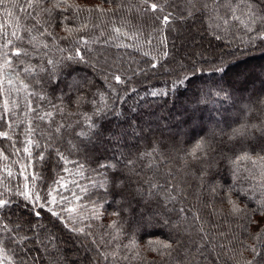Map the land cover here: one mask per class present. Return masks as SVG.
Here are the masks:
<instances>
[{
    "label": "snow or ice",
    "instance_id": "obj_1",
    "mask_svg": "<svg viewBox=\"0 0 264 264\" xmlns=\"http://www.w3.org/2000/svg\"><path fill=\"white\" fill-rule=\"evenodd\" d=\"M103 2L113 4L115 7L105 8L102 4L88 7L82 5L79 0H25L23 4H19L18 0H0V6L13 3L32 21L30 27L23 26L25 35H18L16 31L11 33L15 41L21 42L20 46H17L13 39L6 38L7 33H0L5 37L4 43L0 44V87L5 82L12 85L14 78L19 80L23 85L20 90L27 92L28 110L35 114L38 121H47L48 124L46 131L38 126H29L27 129V146L23 147L22 151L28 153L29 157L32 156L31 147L41 148L40 141L34 139L39 134L41 137H47V143L43 147L49 150L50 155L54 153L58 162H63L64 165L72 164L77 170L82 171L84 165L77 160L69 159L70 155L86 152L90 146L102 145L104 141L113 145L119 144L127 135L126 131L120 129L118 125L115 128L105 126L109 116L119 118L122 113L108 104L103 107L98 105L95 97L103 98L105 93L99 90L92 92V89L96 87L95 79L100 80L111 92L117 93L115 99L120 101L123 97L119 95L117 86H123L122 91L134 92V88L127 87L134 77H146L147 73L164 67L163 61L170 55L166 47L160 48L158 56H153L151 52H143V56L150 57L149 61L144 62L136 61L130 54L124 53L111 56L104 52L94 54L89 45L99 43L100 37L105 36L102 29V25L106 23L104 17H111L120 12L129 13L127 19L121 17V20L129 28L136 29L135 35L144 34L143 23L149 14L153 21L169 29L189 21L207 19L212 21L208 26L215 32L222 25L228 26L231 23V27L225 28V31H232L233 37H236L237 31L243 32V36L236 37L241 40V43L253 44L259 41L260 45L264 46V0H103ZM108 26L111 33L115 35L105 37L102 41L104 45L117 49L139 47V45L113 44V40L129 33L115 26L114 20ZM2 27L4 26L0 25V28ZM163 27L153 28V32L162 31ZM92 30H99V36L90 40L86 37ZM61 32L63 35H60ZM244 37H247L246 41ZM214 38L225 39L223 35H214ZM58 41H68L72 47H58ZM153 41L154 37L150 32L145 43L157 47ZM166 43V37L159 40L160 46H166ZM52 47L64 55L58 59L51 58L49 53ZM33 56L41 57V59L33 63L31 59ZM143 63H147L148 67H143ZM81 64L87 65L92 70L95 79L85 76L70 82L68 77H73L76 72L75 66ZM224 70L223 66L214 69L216 72ZM203 71L204 69L193 65L191 74L178 75L177 79L171 82V88L182 86L185 81H190L192 76ZM21 72L25 76H31L32 79L28 82L20 79ZM49 88L51 97L54 99L50 98ZM222 93L227 98L224 88L221 87L216 91L209 89L205 94V102L213 96L220 97ZM150 94L152 96L168 95L169 92L160 90V92L152 91ZM90 96L94 98L90 99ZM30 97H36L37 101L44 102L48 110L44 111L40 104H37L35 108L31 107ZM65 100L68 102L67 105L64 103ZM85 104L93 106V116L96 117L93 119L84 114L87 128L82 126V120L71 119L80 113L81 107ZM8 112V101L4 100L0 121H6ZM57 114L68 119L56 122L54 116ZM240 114L244 118L238 117L228 125V130L221 129L220 133L213 132L210 137H202L198 140L191 149L184 150L185 155L180 162L187 174L195 175V178L201 181V188H206L215 196H220V192H223L220 198L226 205L223 211H226L227 215L246 221L241 225L243 239L238 236H233L231 239L225 237L227 243H221L218 246L222 250L231 252L237 264L241 262L242 264H264V226L249 231V225L257 222L248 215V210L243 204L244 201H251L257 204L256 210L264 209V96H256L255 100L250 98L249 102L240 109ZM253 116L258 122H253L249 118ZM129 124L134 127L131 120ZM0 138L10 139L9 133L0 131ZM58 143L64 145L65 151L55 146ZM4 152L5 150L0 148V157L8 159ZM159 152L160 148L154 145L150 151L140 153L137 158L154 157L149 167H152L155 161L166 164L167 158L158 155ZM46 159L48 157L43 154L42 149L36 154L35 162L39 163ZM121 163L124 164V168H121ZM247 163L253 167L259 165L261 178L259 185L252 184V180L256 177L247 167ZM30 166L26 164L22 174L27 172ZM125 169L128 174H125ZM62 171L68 172L69 169L62 167ZM94 171L101 179L99 182L90 181L93 187L104 189L105 195L109 190L123 192L126 188H130L141 205L137 209L139 220L134 219L127 229L120 227L117 221L105 226L116 229V234L104 233L105 236H110L107 244L111 245L113 250L98 252L99 258L105 261L111 259L145 262L147 258L142 255L144 251L155 252L161 261L171 257L175 249L169 242L149 241L146 249L141 248L135 239L133 224L143 223L147 226L161 206L167 208L181 198L184 194L181 184L184 181L178 179L170 169H166L164 184H160L159 181L143 180L138 187L132 188V175L138 176V171L135 161L123 152L107 160L97 157ZM220 172L228 176L226 187L209 182L210 173L220 174ZM6 174L12 175L10 171ZM24 178L26 181L29 180L28 175ZM36 179L38 176L32 174L31 180ZM61 180L63 177L54 181V184L66 187L60 183ZM77 187L80 186L77 185ZM56 190L52 187L49 195ZM88 191L87 187L80 188L83 195H87ZM257 192L260 194L259 199L255 198ZM73 198L79 201L83 196L73 193ZM63 202H68L63 196L59 200L55 197L50 200L48 196L41 197L31 182L23 186L0 187V264H5L6 261L8 264H66L58 243L59 237L55 231L57 225L77 236L92 237L93 233L87 231L92 227L91 224L80 227L73 223L76 219L73 213L77 212V208L63 207ZM91 203L98 209V202ZM153 205L156 207L154 208ZM57 207L59 210H56ZM83 207L84 205L81 204L80 208ZM45 210L49 217L48 223L43 222ZM185 211L184 208H180L181 213ZM112 215L119 217V213ZM101 216L102 213L96 210L93 211L92 219L98 221ZM83 219L87 218L81 217V220ZM196 219L198 220L199 216ZM70 224H72L71 227H69ZM198 232L202 234L204 240L201 248L198 249L202 254L203 249L207 248L211 241L207 238V233L202 226ZM221 236L224 234L222 233ZM121 238L127 240V243H123ZM92 243L97 249L105 247L103 237L99 244L95 239H92ZM153 244L156 247H152ZM122 252L126 254L121 255ZM147 264H155V261L147 262Z\"/></svg>",
    "mask_w": 264,
    "mask_h": 264
},
{
    "label": "trees",
    "instance_id": "obj_2",
    "mask_svg": "<svg viewBox=\"0 0 264 264\" xmlns=\"http://www.w3.org/2000/svg\"><path fill=\"white\" fill-rule=\"evenodd\" d=\"M24 2L25 0H18L19 4ZM79 2L88 7L96 4H102L105 8L115 7L113 4L104 3L103 0H79ZM129 15V13L120 12L111 15V17H104L106 23L102 25V29L105 36L100 37L99 43L89 45L93 49V53L104 52L109 56L119 53L130 54L136 61L144 62L149 61L150 57L143 56V52H151L153 56H158L160 48L166 47L170 55L163 61L164 67L155 72L147 73L146 77H134L127 86L128 88H134V92L122 91L123 86H117L119 95L123 97L120 101L115 99L117 93L111 92L100 80L95 79L92 70L85 64L76 65L74 76L68 77L70 82L73 79L80 80L85 76L89 79H95L96 87L92 89V92L95 93L99 90L105 93L103 98L95 97L98 105L103 107L108 104L122 113L119 118L109 116L108 123L105 126L115 128L118 125L120 129L126 131L125 138L116 145L104 141L102 145L90 146V149L86 152L70 155L69 159L77 160L84 165L82 171L77 170L72 164L64 165L63 162H58L55 154L50 155L49 150L43 147L47 143V137H41L39 134L34 139L40 141L41 148L31 147L32 156L29 157L28 153L22 151L23 147L27 146V129L29 126H38L41 130L46 131L48 124L47 121H38L35 114L28 110L27 92L20 90L23 85L14 78L12 85L5 82L0 87V113L3 112L4 100L8 101L9 108L6 121H0V131H7L10 137V139L0 138V148H3L5 150L4 155L8 156V159L0 157V187L23 186L25 183L31 182L35 185V190L39 192L41 197L48 196L49 200L55 197L59 200L63 196L70 202H63V207L77 208V212L73 213L76 217L73 223L80 227L91 224L92 227L87 231L92 232L93 236H77L59 225H57L55 231L59 240H61V244L70 243L77 248L81 254L83 264H147L151 261H155V264H237L232 253L222 250L218 245L227 243L225 237L231 239L233 236H238L243 239L241 225L246 221L227 215L226 211H223L226 205L220 198V196H223V192H220V196H215L209 193L206 188H201V181L196 179L195 175L187 174L182 169L180 160L185 155L184 150L191 149L202 137H210L213 132L220 133L221 129L228 130V125L238 117L243 119L240 109L249 102L250 98L255 100L256 96H264V62L257 60V57L264 56V46L260 45L259 41L253 44L241 43V40L236 37L243 36V32L237 31L236 37H233L232 31H225V28L231 27V23L228 26L222 25L215 32L208 26L212 21L207 19L204 21H189L186 24L176 25L173 29H169L153 21L150 14L143 23L144 34L135 35L136 29L129 28L121 20V17L127 19ZM112 20L115 21V26L121 27L122 31L127 30L129 33L113 40L112 43L139 45L138 48L117 49L102 43L105 37L115 35L111 33L108 26ZM31 23L32 21L27 14L20 11L15 4L9 3L0 6V25L4 26L0 28V33H7L6 38L14 40L11 36L13 31H16L18 35H25L23 26L30 27ZM195 23L202 29L204 35L202 41H200L203 49L201 53H194L192 48L194 43L187 42V37L190 39V36L195 37L196 35L195 28L192 26ZM216 23H220V21H216ZM162 27V31L153 32V28L161 29ZM184 29L190 34V36H186V41L183 40L186 49L188 48L189 51L181 55L180 45L177 46L176 43L179 37L177 30L182 31ZM233 31L235 30L233 29ZM150 32L154 37L153 44L157 47L145 43ZM60 35H63V33L61 32ZM214 35H223L225 39L217 40ZM97 36H99V30H92L86 38L91 40ZM198 36L200 35L198 34ZM165 37L167 39L166 46H160L159 40ZM244 40L246 41L247 37H244ZM4 41L5 37L0 35V44H3ZM14 43L17 46L21 44L20 41L15 40ZM57 46L72 47L68 41H58ZM232 52L246 56L228 60L229 53ZM63 55L64 53L56 51L55 47H52L49 53V56L53 59H58ZM31 59L35 63L41 57L33 56ZM240 64L250 67L242 80L238 79L239 69L237 67ZM193 65L204 69V71L192 76L190 81H185L182 86L171 88V82L175 81L178 75L191 74ZM142 66L147 68L148 64L143 63ZM220 66L224 67L223 72L214 71L215 68ZM20 79L28 82L32 77L25 76L21 72ZM221 87L225 89L227 98L222 93L220 97L213 96L205 102V94L209 89L216 91ZM160 90L169 92V94L157 96L150 94L152 91L160 92ZM48 91L50 98H53L51 97L50 88ZM89 98L94 97L90 96ZM30 99L32 102L31 107L35 108L37 104H40L44 111L48 110V106L42 101H37L36 97H30ZM56 102L59 103V101ZM64 103L67 105V100ZM73 110L75 109L73 108ZM93 110L92 105L85 104L81 107L80 113L76 117H71V119L82 120V126L87 128V120L84 114L96 119L93 116ZM249 118L253 122H258L255 116ZM65 119L68 118L59 114L54 116L56 122H62ZM129 120L133 122L134 127L130 126ZM8 125L11 126L8 127ZM154 145L160 148L158 155L166 157L167 163L155 161L153 166L149 167L154 157H144L142 159L137 157L140 153L150 151ZM55 146L59 147L61 151H65L62 143ZM17 149H20V151H17ZM42 149L43 154L48 159L36 163V154L41 152ZM120 152L125 153L126 156L135 161L138 176L132 175V188L138 187L143 180L159 181L160 184H164L166 169H170L177 175L178 179L184 181L181 184L184 189L181 198L168 205L167 208L161 206L147 226L143 223L133 224L135 239L141 248L146 249L149 241H162L173 244L175 251L172 252L171 257L165 258L163 261L155 252L149 251L142 253L147 258L145 262L111 259L105 261L99 258L98 252H111L113 250L112 246L107 244L110 236H105L104 233L115 235L116 229L107 228L106 225L117 221L120 227L127 229L134 219L139 220L137 209L141 205L130 188H126L123 192L109 190L108 194L105 195L104 189L93 187L90 183L93 180L99 182L101 179L94 171L96 158L103 157L104 160H107L113 156H119ZM65 154L67 155V152ZM26 164L31 166L27 172L22 174ZM120 166L124 168L123 163ZM62 167H67L69 171L63 172ZM247 167L251 169L252 174L256 177L252 180V184L259 185L261 183L259 165L253 167L250 163H247ZM9 171L12 173L11 176L6 174ZM32 174H36L38 179L32 181ZM125 174H128L127 169H125ZM25 175L29 176L28 181L25 180ZM109 175L111 174L109 173ZM60 177H63L60 183H66L64 184L66 187L54 184V181L59 180ZM227 181L228 176L223 172L209 174V182L213 185L226 187ZM77 185L80 187H77ZM52 187L57 190L49 195ZM81 187L89 189L87 195L80 192ZM73 193L82 195V200H75ZM255 198H260L259 192L255 194ZM92 201L98 202V209L94 208ZM81 204L84 205L83 208H80ZM243 204L248 210V215L253 221L257 222L249 225V231L264 226V215H262L264 209L256 210L257 204L251 201H244ZM153 207L156 206L153 205ZM180 208H184L186 211L181 213ZM122 209H127V211H122ZM56 210H59V207ZM96 210L102 213L101 219L98 221L92 219L93 211ZM113 213H119V217L112 215ZM43 215V222L48 223L49 217L46 210ZM197 216H199L198 220L196 219ZM81 217L87 219L81 220ZM165 221L167 223H164ZM71 226L72 224L69 225V227ZM201 226L204 232L207 233V238L211 241L208 247L203 249L202 254L198 251L204 242L202 234L198 232ZM222 233L224 236H221ZM102 237L105 247L97 249L96 245L92 243V239H95L99 244ZM121 240L123 243H127V240H123V238ZM152 247H156V245L153 244ZM60 248L61 250L66 249L64 245H61ZM124 254L126 253H121V255ZM127 255L130 256L131 254L127 253ZM5 264H8V262L6 261ZM66 264H70V262H66Z\"/></svg>",
    "mask_w": 264,
    "mask_h": 264
},
{
    "label": "rangeland",
    "instance_id": "obj_3",
    "mask_svg": "<svg viewBox=\"0 0 264 264\" xmlns=\"http://www.w3.org/2000/svg\"><path fill=\"white\" fill-rule=\"evenodd\" d=\"M192 26H193V28H195V31H196L195 37L190 36V34L187 32L186 29H184L182 31L177 30L178 34H179L178 35L179 37H178V40H177L176 43H177V46L180 45V48H181V52L180 53H181V55H183V53H186L187 51H189L188 48L186 49L185 44H184V41H186V36H188V35L191 38L188 39V37H187V42L194 43V45L192 46L193 52L194 53L203 52V49L201 48V45H200V41H202V39L204 37L202 29H200V27L198 26L197 23L193 24ZM198 34L201 37L198 36ZM198 37H200L199 38L200 40L198 39ZM249 54H250V52H249ZM240 56L244 57L246 55H243V54L240 55V54H237L235 52H232V53H229L228 60L238 59V58H240ZM257 60L259 62H261V61L264 62V56L263 57L262 56L257 57ZM237 68L239 69V74H238V79L239 80H242L243 76H245V74L248 73L247 71L250 70V67H245V65H243V64L238 65ZM63 184H66V183H63ZM58 243H59L60 246L64 245V247L66 248L64 250H61L63 252V255H64L65 259H66V262H70V264H83L81 256H80L81 254H80V252H78L76 247H74L70 243L69 244H65V243L61 244V240H58Z\"/></svg>",
    "mask_w": 264,
    "mask_h": 264
}]
</instances>
